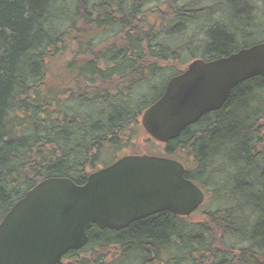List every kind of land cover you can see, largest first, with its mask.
<instances>
[{"label":"trees","instance_id":"trees-1","mask_svg":"<svg viewBox=\"0 0 264 264\" xmlns=\"http://www.w3.org/2000/svg\"><path fill=\"white\" fill-rule=\"evenodd\" d=\"M202 1L76 0L55 13V0H0V222L43 179L83 184L146 138L150 155L185 165L204 203L120 230L93 225L63 264H264V77L239 83L168 143L141 124L186 64L264 42L245 21L264 0ZM195 25L204 32L197 45Z\"/></svg>","mask_w":264,"mask_h":264},{"label":"water","instance_id":"water-1","mask_svg":"<svg viewBox=\"0 0 264 264\" xmlns=\"http://www.w3.org/2000/svg\"><path fill=\"white\" fill-rule=\"evenodd\" d=\"M255 76L264 77V42L209 61L195 59L168 81L141 123L152 138L168 143L221 109L235 86ZM204 200L184 164L167 156L125 155L83 184L47 177L1 220L0 264H63L69 251L88 243L93 225L120 230L162 211L190 216Z\"/></svg>","mask_w":264,"mask_h":264},{"label":"rangeland","instance_id":"rangeland-1","mask_svg":"<svg viewBox=\"0 0 264 264\" xmlns=\"http://www.w3.org/2000/svg\"><path fill=\"white\" fill-rule=\"evenodd\" d=\"M55 1H57V3H56V7H55V13H57V10H58V8L59 7H61V6H63V5H65L66 4V6H68L69 4H74L75 3V1L76 0H55ZM191 0H181V2H182V4L183 3H187V2H190ZM204 1V2H203ZM202 2H201V6H203V5H207V2H206V0H203ZM256 4H257V6L258 7H260L261 5H262V1L261 0H256V2H255ZM54 11V10H53ZM146 11V17H147V19H148V21H149V23H151L152 25H159V23H160V21H158V19L156 18V17H154L155 15H154V13H155V11L156 10H154V9H152V8H150L149 10H145ZM262 12V13H261ZM220 14V12L218 13V15ZM224 16V15H223ZM225 17V16H224ZM160 19V18H159ZM213 19H216V20H221V21H223L224 19L223 18H220V17H216L215 16V18H213ZM161 20V19H160ZM246 22H248L249 24H250V26L252 25V26H254V24L255 23H262V24H264V7H263V10L262 9H260L259 11H257V10H255V12L254 13H251L250 14V17L248 18V19H246L245 20ZM156 23V24H155ZM160 26V25H159ZM248 27L247 29H246V32H248V33H250L249 35H256V36H258V37H260V40H262V39H264V31H261V34L260 35H257V33H256V29L254 28V27ZM195 27H196V25L192 28L191 27V29L192 30H190V33L188 34L189 35V37L190 38H192V40L195 42V44L197 45V44H199L200 42H197L196 41V38H197V36H199V37H201L202 38V36H204V32H202V30H200L201 28H199V27H197L196 29H195ZM194 29V30H193ZM187 35V36H188ZM255 36V37H256ZM253 37V36H252ZM185 67H187V64L185 65ZM52 69H53V67L51 68H49V71H50V73H49V71H48V76H47V83L49 84V85H52V83H54L53 82V74H52ZM143 130L145 131V129L143 128ZM146 132V131H145ZM147 133V132H146ZM149 135V134H148ZM150 137V135L148 136V138ZM148 140L149 139H146V138H143L141 141H140V144L138 145V147H137V149H135L134 151H136L137 150V152H135V153H137V154H147V155H150L148 152H149V149H151V144L150 143H148ZM157 148V147H156ZM152 150V149H151ZM153 151V150H152ZM156 152H157V154H159V151H157V150H155Z\"/></svg>","mask_w":264,"mask_h":264},{"label":"flooded vegetation","instance_id":"flooded-vegetation-1","mask_svg":"<svg viewBox=\"0 0 264 264\" xmlns=\"http://www.w3.org/2000/svg\"><path fill=\"white\" fill-rule=\"evenodd\" d=\"M233 32V31H232ZM63 263H64V261H63Z\"/></svg>","mask_w":264,"mask_h":264}]
</instances>
